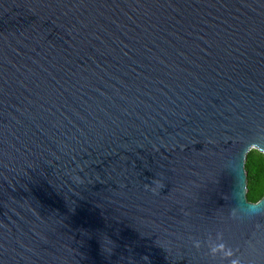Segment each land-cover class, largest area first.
<instances>
[{"label":"water","instance_id":"obj_1","mask_svg":"<svg viewBox=\"0 0 264 264\" xmlns=\"http://www.w3.org/2000/svg\"><path fill=\"white\" fill-rule=\"evenodd\" d=\"M254 145L264 0H0V264H264Z\"/></svg>","mask_w":264,"mask_h":264},{"label":"trees","instance_id":"obj_2","mask_svg":"<svg viewBox=\"0 0 264 264\" xmlns=\"http://www.w3.org/2000/svg\"><path fill=\"white\" fill-rule=\"evenodd\" d=\"M249 169L257 198L264 197V153L254 150L249 157Z\"/></svg>","mask_w":264,"mask_h":264},{"label":"clouds","instance_id":"obj_3","mask_svg":"<svg viewBox=\"0 0 264 264\" xmlns=\"http://www.w3.org/2000/svg\"><path fill=\"white\" fill-rule=\"evenodd\" d=\"M254 150H259L261 152H264V147H261L259 145H254L250 147V150L245 156L244 172H245V181H246V202L250 204L252 207L258 208L261 205H264V197L257 198L255 196L252 174L249 169V163H248L249 157Z\"/></svg>","mask_w":264,"mask_h":264}]
</instances>
